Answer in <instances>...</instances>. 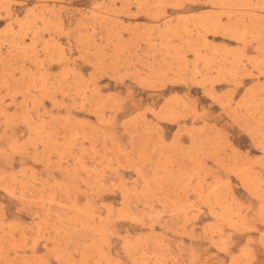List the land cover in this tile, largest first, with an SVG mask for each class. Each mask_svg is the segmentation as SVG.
Returning a JSON list of instances; mask_svg holds the SVG:
<instances>
[{"label":"rangeland","instance_id":"1","mask_svg":"<svg viewBox=\"0 0 264 264\" xmlns=\"http://www.w3.org/2000/svg\"><path fill=\"white\" fill-rule=\"evenodd\" d=\"M0 264H264V0H0Z\"/></svg>","mask_w":264,"mask_h":264}]
</instances>
